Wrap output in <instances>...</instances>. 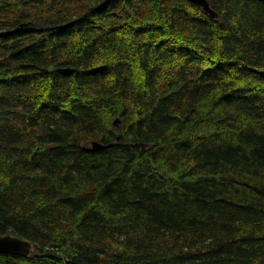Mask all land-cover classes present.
Returning a JSON list of instances; mask_svg holds the SVG:
<instances>
[{
	"label": "trees",
	"instance_id": "trees-1",
	"mask_svg": "<svg viewBox=\"0 0 264 264\" xmlns=\"http://www.w3.org/2000/svg\"><path fill=\"white\" fill-rule=\"evenodd\" d=\"M0 0V264H264V0Z\"/></svg>",
	"mask_w": 264,
	"mask_h": 264
},
{
	"label": "water",
	"instance_id": "water-1",
	"mask_svg": "<svg viewBox=\"0 0 264 264\" xmlns=\"http://www.w3.org/2000/svg\"><path fill=\"white\" fill-rule=\"evenodd\" d=\"M198 2L212 18L217 17V13L212 10L207 0H198ZM32 250L33 245L29 241L11 235L0 236V253L28 256Z\"/></svg>",
	"mask_w": 264,
	"mask_h": 264
}]
</instances>
